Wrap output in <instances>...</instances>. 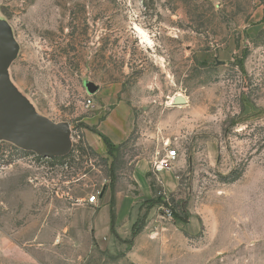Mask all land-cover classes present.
Wrapping results in <instances>:
<instances>
[{
	"label": "rangeland",
	"instance_id": "374dc122",
	"mask_svg": "<svg viewBox=\"0 0 264 264\" xmlns=\"http://www.w3.org/2000/svg\"><path fill=\"white\" fill-rule=\"evenodd\" d=\"M0 22L18 44L13 84L73 140L53 158L0 140V264L264 259V0H0ZM117 109L134 114L132 133L95 150L88 133ZM171 148L174 192L156 169ZM140 158L151 197L133 179ZM112 198L121 222L99 242ZM145 214L136 248L128 218Z\"/></svg>",
	"mask_w": 264,
	"mask_h": 264
},
{
	"label": "water",
	"instance_id": "95a60500",
	"mask_svg": "<svg viewBox=\"0 0 264 264\" xmlns=\"http://www.w3.org/2000/svg\"><path fill=\"white\" fill-rule=\"evenodd\" d=\"M17 51L18 44L9 26L0 22V140L10 141L42 157L65 156L73 148L71 124L55 122L39 114L15 87L9 68ZM85 86L89 94L100 89L93 81L85 82ZM174 102L181 104L185 100L177 97Z\"/></svg>",
	"mask_w": 264,
	"mask_h": 264
},
{
	"label": "crops",
	"instance_id": "0c3cea01",
	"mask_svg": "<svg viewBox=\"0 0 264 264\" xmlns=\"http://www.w3.org/2000/svg\"><path fill=\"white\" fill-rule=\"evenodd\" d=\"M125 111V112H124ZM96 129L98 132L107 135L115 144H119L129 138L135 125L134 114L128 110H114L113 112L107 114V116L98 121L96 124ZM98 132H89L87 135V140L89 145L95 150L100 152L107 151V146L104 143L102 137ZM153 164L148 158L138 159L133 167V179L138 185V190L141 197H151L154 194V189L151 185L150 172L152 171ZM158 178L164 189L168 192H174L179 186V180L176 173L172 169H161L158 170ZM117 199H121L124 196L121 195V191L116 192ZM104 209V210H103ZM105 211V212H103ZM134 210L132 211V213ZM120 212L117 211L116 221L118 224L121 222ZM131 228L135 224V217L128 218ZM95 230L97 237L100 240V236L104 237L112 231L111 228V215L110 210L107 205L103 206L96 215L95 220ZM146 231V230H145ZM142 234L139 233L137 236V246H139V241ZM111 240L107 239V244ZM113 242V241H112ZM258 264H264V259Z\"/></svg>",
	"mask_w": 264,
	"mask_h": 264
},
{
	"label": "trees",
	"instance_id": "16d2710c",
	"mask_svg": "<svg viewBox=\"0 0 264 264\" xmlns=\"http://www.w3.org/2000/svg\"><path fill=\"white\" fill-rule=\"evenodd\" d=\"M98 133L102 137L104 143L106 144L109 154L112 155L117 150L118 146H116V144L107 135H105L103 133H100V132H98ZM114 181H115V178H114V176H112L111 177V186H112L113 189H114ZM151 185H152V187L154 189L155 183L151 181ZM148 201H151V200H148ZM110 215H111L112 232L116 234V231H115L116 211H115V206H114V198H112V201H111ZM173 215L175 216V218L183 220L185 222H187L189 220L188 217H184L183 218V217H181L179 214H177L175 212H173ZM146 216H147V214L144 215V217L142 218V221L140 223H135L134 224L133 231H132L133 238L131 239V243H133V239L144 228L145 221H146Z\"/></svg>",
	"mask_w": 264,
	"mask_h": 264
},
{
	"label": "built area",
	"instance_id": "2783aa9c",
	"mask_svg": "<svg viewBox=\"0 0 264 264\" xmlns=\"http://www.w3.org/2000/svg\"><path fill=\"white\" fill-rule=\"evenodd\" d=\"M92 100L89 99V103H91ZM178 156V151L175 148L169 149L164 157L159 161V163L156 164V169H172L173 164ZM98 200V196L96 194H93L90 196L89 201L91 203H95Z\"/></svg>",
	"mask_w": 264,
	"mask_h": 264
},
{
	"label": "bare ground",
	"instance_id": "6f19581e",
	"mask_svg": "<svg viewBox=\"0 0 264 264\" xmlns=\"http://www.w3.org/2000/svg\"><path fill=\"white\" fill-rule=\"evenodd\" d=\"M177 98V97H176ZM176 98H174L173 100H175Z\"/></svg>",
	"mask_w": 264,
	"mask_h": 264
}]
</instances>
